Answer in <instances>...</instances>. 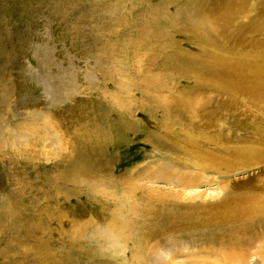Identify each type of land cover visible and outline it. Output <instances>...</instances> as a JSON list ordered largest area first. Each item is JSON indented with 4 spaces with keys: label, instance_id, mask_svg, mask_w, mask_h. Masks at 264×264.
<instances>
[{
    "label": "rangeland",
    "instance_id": "rangeland-1",
    "mask_svg": "<svg viewBox=\"0 0 264 264\" xmlns=\"http://www.w3.org/2000/svg\"><path fill=\"white\" fill-rule=\"evenodd\" d=\"M207 32L246 53L264 0H0V264H52V241L58 264H138L176 225L145 264H215L218 239L223 264H264V107L175 120L217 68ZM102 209L132 210L121 241Z\"/></svg>",
    "mask_w": 264,
    "mask_h": 264
},
{
    "label": "bare ground",
    "instance_id": "bare-ground-1",
    "mask_svg": "<svg viewBox=\"0 0 264 264\" xmlns=\"http://www.w3.org/2000/svg\"><path fill=\"white\" fill-rule=\"evenodd\" d=\"M168 4H169L168 2H165L166 7ZM196 13L199 14L201 12L199 10L192 11V15L187 20L188 27L190 29L195 30V32H201L199 30V27L195 25V20H196L195 15H197ZM200 16H202V14H200ZM197 35L199 36V33H197ZM205 37L208 39L206 46H209L208 47L209 51L210 48H212L213 46L214 47L216 46V48L219 49L217 52H214L215 53L214 55L212 54V57H214V59L216 60L215 62L216 65H213L212 67H217V68L212 70V72H210L209 79L207 81H198L196 83L194 82L193 87H191L189 91H187V94L184 92L182 98L180 97L181 100L179 99L180 103L177 102L179 104H177L178 110L176 112V117H175V120L181 122L182 124L188 125L189 121L192 122L193 124L192 126H194L197 130L198 127L202 129L208 127V125L211 124L212 126L216 125V122H218L219 120L218 117L222 116L223 113L224 114L228 113L227 110L229 108L230 103L226 101L225 99L226 96L230 97L234 101L235 106L240 102L241 99H243L245 103L247 102L248 104L251 105L253 103V106L255 107L256 106L264 107V40L260 42L252 43L247 46H242V48L245 49H249L251 47L250 50L244 53L243 51L240 52V50L237 48L236 45L231 44L232 37H230L229 35L225 36V39L229 43V44L227 43V46H225L227 47V51H225L222 47L221 48L218 47L220 46L219 42L217 41L218 39L214 37L212 34H210V32H207ZM239 42L240 43L243 42V39L239 40ZM241 53L244 54L241 55ZM218 60H223L224 64L222 65V62ZM206 71L208 70L206 69ZM190 90H192L193 93H191L189 96L188 93L190 92ZM209 92L211 93L214 92L217 95V97L220 98V100H218L217 103L218 105L214 107L211 105V102H209L208 100V94H210ZM200 103H201V107H199ZM245 103L243 104V106H246ZM193 108L196 110V112L198 111L199 113V117L197 115L196 118L197 120H199V124L196 125H195L196 119L193 120V117L192 118L189 117L191 110ZM209 109L212 110L209 111ZM195 140L196 137L194 138L191 137V139L187 138L185 142L191 145L195 143ZM259 142L261 145H264V138L261 139ZM131 211H132L131 209L130 211L127 209L126 210L102 209V211H97L99 215L108 217L109 221L106 224L108 228L105 231L106 232L105 235L108 238H111L114 243L122 240L120 234L116 233L114 229H116L117 226L125 222V220L124 221L121 220L123 218H126L127 213H132ZM87 228L88 226L82 227L80 231L81 230L87 231ZM187 230H188L187 226L184 227L181 225H176L173 226L171 230H169L168 228L167 230L161 231L159 234L151 233L150 236L148 235V238H143V240H141L139 244L141 248L140 249L141 253L140 254L138 253L136 257L138 264H145L146 262V258L144 255L145 250L148 244L152 241V239L155 236L161 234L165 235L167 233L183 234ZM73 236H75V234ZM218 241L220 243L216 249L217 252L220 253L215 264H223L227 260L225 255L226 245L223 240L218 239ZM69 245L72 246L71 241L69 242ZM55 247L56 246L52 241V249L50 253L52 264H58L57 261L58 254ZM84 259L86 258L84 257L81 258L82 263H84ZM203 264H208V263L203 262Z\"/></svg>",
    "mask_w": 264,
    "mask_h": 264
}]
</instances>
